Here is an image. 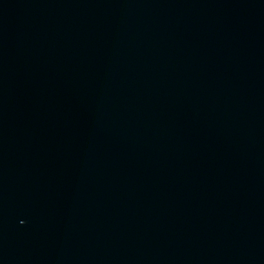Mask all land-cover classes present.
Masks as SVG:
<instances>
[{
    "label": "water",
    "instance_id": "1",
    "mask_svg": "<svg viewBox=\"0 0 264 264\" xmlns=\"http://www.w3.org/2000/svg\"><path fill=\"white\" fill-rule=\"evenodd\" d=\"M0 264H264V0H0Z\"/></svg>",
    "mask_w": 264,
    "mask_h": 264
}]
</instances>
